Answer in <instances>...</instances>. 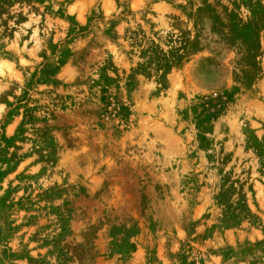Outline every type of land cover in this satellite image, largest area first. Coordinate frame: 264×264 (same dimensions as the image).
Returning <instances> with one entry per match:
<instances>
[{"label":"rangeland","instance_id":"374dc122","mask_svg":"<svg viewBox=\"0 0 264 264\" xmlns=\"http://www.w3.org/2000/svg\"><path fill=\"white\" fill-rule=\"evenodd\" d=\"M0 264H264V0H0Z\"/></svg>","mask_w":264,"mask_h":264}]
</instances>
